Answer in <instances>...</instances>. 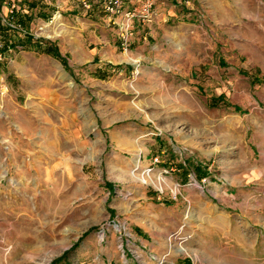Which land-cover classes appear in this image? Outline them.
<instances>
[{"label": "rangeland", "instance_id": "obj_1", "mask_svg": "<svg viewBox=\"0 0 264 264\" xmlns=\"http://www.w3.org/2000/svg\"><path fill=\"white\" fill-rule=\"evenodd\" d=\"M42 1L17 38L56 55L0 61V264H264V0Z\"/></svg>", "mask_w": 264, "mask_h": 264}, {"label": "trees", "instance_id": "obj_2", "mask_svg": "<svg viewBox=\"0 0 264 264\" xmlns=\"http://www.w3.org/2000/svg\"><path fill=\"white\" fill-rule=\"evenodd\" d=\"M16 12L13 10L11 12V15L9 17V22L13 21L14 18H16V24L19 25L23 30L26 26H28V23L30 21V17H28L27 15H20V14H15ZM18 32H20V30L17 29H12L9 28L8 26H6L5 24L2 23L1 18H0V40L2 42V46H0V52L4 53L7 48H14L17 45L20 46H34L37 49H44L45 52L47 53H53L54 55H56V51L55 49L52 48H42L40 46V41H37L33 38V36L28 35L27 33L24 32V38L23 39H18ZM13 37H16V40H12ZM7 42L9 44H7ZM223 97H219L218 99H222Z\"/></svg>", "mask_w": 264, "mask_h": 264}, {"label": "built area", "instance_id": "obj_3", "mask_svg": "<svg viewBox=\"0 0 264 264\" xmlns=\"http://www.w3.org/2000/svg\"><path fill=\"white\" fill-rule=\"evenodd\" d=\"M151 2H152V0H146V1H145L144 5H143V7H142V11H143L144 14L146 13L147 8L151 5ZM118 6H119V2H118V0H113V1H111V2L107 5L106 9H107L109 12H111V11H113L114 8H117ZM143 13H142V14H139V13H137V10L134 9V10L131 11V12L128 11L127 16H128V18L133 17V16H139V17H141V18H143V19H145V18H147V17L149 16V14H145V15H143ZM137 14H139V15H137ZM12 22H13V21L9 22V20H8V23H6L5 25L8 26L9 28H12V29L21 30V27H20L19 25H17L16 23H14L13 25H12V24H9V23H12ZM2 56H3V54L0 52V61L2 60ZM5 90H6V87H5L4 85H2V82H1V75H0V98H1V96L4 95ZM154 161L157 162V159H154ZM191 180H193V182L195 181V179H191ZM201 182H204V179L201 180V181L198 182V183H201ZM178 188H179V186H178ZM176 194H177L176 192H175V193H172V198H173V199L176 198ZM101 232L103 233L104 230L101 231ZM101 237H102V235H101ZM188 240H189V237H187V242H188ZM185 241H186V239H185ZM153 260L156 261L155 258H153Z\"/></svg>", "mask_w": 264, "mask_h": 264}, {"label": "crops", "instance_id": "obj_4", "mask_svg": "<svg viewBox=\"0 0 264 264\" xmlns=\"http://www.w3.org/2000/svg\"><path fill=\"white\" fill-rule=\"evenodd\" d=\"M31 2V3H30ZM30 2H28V1H25V0H23V3H27V4H23V5H25L26 7H28L27 9L29 10H23V9H21V6H22V4H20V0H16V2H15V5L14 4H12V11L14 10L16 13L15 14H20V15H27L28 17H30V21H31V19H32V16H31V10H33L35 7H38L39 8V11L41 10L42 11V8H40L39 6H43V4H45V3H43V1L42 0H39V1H35V0H30ZM2 3V0L0 1V4ZM11 11V12H12ZM38 17V16H37ZM29 21V22H30ZM5 53V52H4ZM19 54H23V51H21V52H19ZM15 58H16V56H15ZM32 59H34V58H32ZM25 61H28V59L27 58H25ZM15 62H16V60H15ZM17 63V62H16Z\"/></svg>", "mask_w": 264, "mask_h": 264}, {"label": "bare ground", "instance_id": "obj_5", "mask_svg": "<svg viewBox=\"0 0 264 264\" xmlns=\"http://www.w3.org/2000/svg\"><path fill=\"white\" fill-rule=\"evenodd\" d=\"M58 19V15L55 16V20ZM57 36V34H55Z\"/></svg>", "mask_w": 264, "mask_h": 264}]
</instances>
